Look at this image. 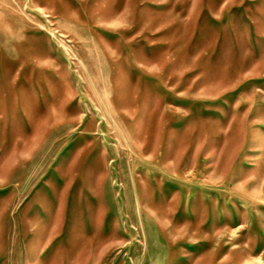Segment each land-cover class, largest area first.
<instances>
[{"label": "rangeland", "instance_id": "rangeland-1", "mask_svg": "<svg viewBox=\"0 0 264 264\" xmlns=\"http://www.w3.org/2000/svg\"><path fill=\"white\" fill-rule=\"evenodd\" d=\"M0 264H264V0H0Z\"/></svg>", "mask_w": 264, "mask_h": 264}]
</instances>
